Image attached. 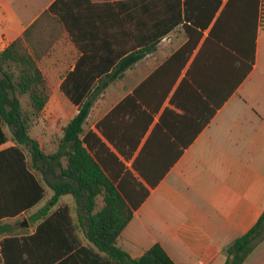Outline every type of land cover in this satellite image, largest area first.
I'll list each match as a JSON object with an SVG mask.
<instances>
[{
    "label": "crops",
    "instance_id": "crops-1",
    "mask_svg": "<svg viewBox=\"0 0 264 264\" xmlns=\"http://www.w3.org/2000/svg\"><path fill=\"white\" fill-rule=\"evenodd\" d=\"M55 1L0 0V52L29 30L25 46L51 91L30 132L44 157L32 158L0 126L7 137L0 143V264H112L87 237L86 200L71 194L55 200L58 186L75 184L64 175L61 143L79 106L62 85L84 56L62 23L40 20ZM101 11L109 15V8L82 10L81 21L97 23ZM210 28L179 72L166 63L189 40L183 27L117 79L98 81L90 95L85 146L116 185L129 188L131 172L149 192L118 241L133 259L158 244L174 264H226L229 245L264 213V31L258 28L250 69V61L205 43ZM80 40L87 49L101 44L107 60L113 56L108 40ZM104 205L98 197L92 216ZM66 249L68 255L52 262Z\"/></svg>",
    "mask_w": 264,
    "mask_h": 264
},
{
    "label": "trees",
    "instance_id": "trees-1",
    "mask_svg": "<svg viewBox=\"0 0 264 264\" xmlns=\"http://www.w3.org/2000/svg\"><path fill=\"white\" fill-rule=\"evenodd\" d=\"M101 8H109V15L101 11L97 23L94 19L91 23L88 17L86 22L81 21L80 11L96 12ZM48 16L62 23L84 52L62 85V92L79 106V114L63 130L61 143L64 148L61 156L66 162L64 175L75 184L58 186L55 200L67 194L86 200L83 211L92 223L87 237L112 264H174L158 244L138 259L118 247L119 237L149 192L131 172L126 174L131 181L129 188L116 185V180L106 176L102 169L104 161L94 158L85 146L81 136L93 104L90 95L98 81L117 79L123 71L155 51L159 43L179 27L185 29L189 40L166 63L167 70H175L177 66L179 72L197 49L203 32L210 27L205 43L214 41L223 51L236 55L240 62L250 61L251 69L258 28L264 31V0H116L106 4H94L91 0H56L40 20ZM28 34L29 30L24 38L0 52V126L9 129L10 139L19 148L29 149L32 158L40 159L44 154L30 132L42 117L51 91L36 59L25 46ZM84 38L113 43V56L107 60L102 55L101 44L85 48L80 42ZM123 41L125 46L120 48ZM112 68L115 70L109 74ZM99 129L121 151L104 125H99ZM0 134V143L6 141L1 127ZM98 197L103 198L105 205L92 216ZM263 237L264 213L249 232L229 245L226 264H243ZM69 253V249L58 251L52 262Z\"/></svg>",
    "mask_w": 264,
    "mask_h": 264
},
{
    "label": "rangeland",
    "instance_id": "rangeland-1",
    "mask_svg": "<svg viewBox=\"0 0 264 264\" xmlns=\"http://www.w3.org/2000/svg\"><path fill=\"white\" fill-rule=\"evenodd\" d=\"M243 264H264V237L258 240L253 252L246 258Z\"/></svg>",
    "mask_w": 264,
    "mask_h": 264
}]
</instances>
